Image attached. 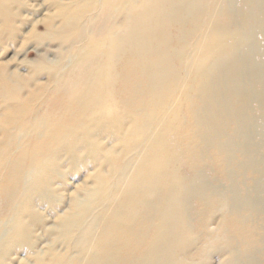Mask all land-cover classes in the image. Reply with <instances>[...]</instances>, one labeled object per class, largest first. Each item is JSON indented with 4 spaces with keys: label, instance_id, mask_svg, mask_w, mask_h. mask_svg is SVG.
<instances>
[{
    "label": "bare ground",
    "instance_id": "obj_1",
    "mask_svg": "<svg viewBox=\"0 0 264 264\" xmlns=\"http://www.w3.org/2000/svg\"><path fill=\"white\" fill-rule=\"evenodd\" d=\"M87 1L85 8L93 7V0ZM123 1V21L109 29L95 81L85 90L74 88L71 121L78 124L68 132L74 136L73 130H82L74 144L89 142L92 130L99 134L106 129L125 155L137 149L140 153L128 168L124 158L113 160L124 183L116 205L105 207L103 198L100 218H93L96 209L89 203L71 209V224H86L78 237L82 244L74 260L54 258L53 264H191L181 261V247L191 237L182 207L191 198L198 207H230L229 220L236 228L230 230L236 234H244L240 217L247 213L254 234L264 230V23L252 16H259L254 1L262 2L264 16V0ZM80 7L69 10L65 19L78 17ZM198 33L200 42L195 40ZM179 45L183 49L174 52ZM192 65L181 101L167 107L178 70L182 75L183 67ZM230 68L234 70L228 72ZM115 78L120 79L119 94L113 88ZM132 95L141 97L145 114L131 111ZM186 99L192 102L183 110V123L177 106ZM120 114L132 121L127 135L120 133ZM230 138L236 144L234 154L227 149ZM208 153L214 154L215 174L236 191L221 193L205 181L200 165ZM103 183L109 184L106 179ZM227 228L221 227L219 237L231 240ZM62 229L65 234L70 230ZM253 242L250 237L247 244ZM262 254L258 251L257 258L264 260Z\"/></svg>",
    "mask_w": 264,
    "mask_h": 264
},
{
    "label": "rangeland",
    "instance_id": "obj_2",
    "mask_svg": "<svg viewBox=\"0 0 264 264\" xmlns=\"http://www.w3.org/2000/svg\"><path fill=\"white\" fill-rule=\"evenodd\" d=\"M84 1L6 0L0 3V264H53L54 258L74 260L82 244L78 237L86 224H71V209L89 203L96 209L93 216L96 219L104 211V197H107L105 207L116 205L124 178L117 174L119 169L113 170V160L124 158L123 166L128 168L140 153L137 149L125 155L117 138H112L106 129L99 134L92 130L89 142L79 140L74 144L82 130L72 129L74 136L68 132V128L78 124L71 121L73 96L77 95L74 88L85 90L95 81L96 71L103 64L109 29L117 27L124 18L120 13L123 0H93V7L89 9L85 6L90 1ZM78 6H82L79 16L66 20L64 15ZM253 6L259 16H254V12L252 16L264 23L262 2L254 1ZM201 38L200 33L196 34L195 40L200 42ZM174 49L180 52L183 47L174 46ZM193 69V65L184 66L182 75L176 71L177 84L167 107L181 101L183 88L189 85L186 78ZM231 70L234 69L228 72ZM137 75L143 76L140 72ZM119 82L116 78L113 82L117 94L122 91ZM127 98L121 97L122 102L128 101ZM132 99L131 111L145 114L141 97L132 95ZM191 102L186 99L177 106L179 121L186 123L183 110ZM120 115L123 118L120 133L127 135L133 127L132 121L125 114ZM158 124L153 122L152 131ZM229 142L227 149L234 154L236 144L233 139ZM213 156L208 153L201 158L205 181H211L221 193L226 189L235 190L230 182L215 174ZM230 171L234 177L235 171ZM104 179L108 185L103 183ZM229 209L227 206L219 209L217 205L198 207L192 198L187 200L182 212L186 224H190L191 237L181 247L184 255L181 261L264 264L256 256L258 251L264 252V230L254 234L255 226L247 213L240 217L245 221H242L244 234H236L229 220ZM227 226L231 240L219 237L221 227ZM64 227L70 228L67 234L63 232ZM14 228L20 231L13 233ZM13 234L15 238H11ZM250 237L255 241L252 246L247 244Z\"/></svg>",
    "mask_w": 264,
    "mask_h": 264
}]
</instances>
